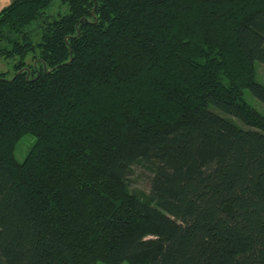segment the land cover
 <instances>
[{
    "label": "trees",
    "instance_id": "16d2710c",
    "mask_svg": "<svg viewBox=\"0 0 264 264\" xmlns=\"http://www.w3.org/2000/svg\"><path fill=\"white\" fill-rule=\"evenodd\" d=\"M1 60L0 264H264V0H12Z\"/></svg>",
    "mask_w": 264,
    "mask_h": 264
},
{
    "label": "rangeland",
    "instance_id": "374dc122",
    "mask_svg": "<svg viewBox=\"0 0 264 264\" xmlns=\"http://www.w3.org/2000/svg\"><path fill=\"white\" fill-rule=\"evenodd\" d=\"M12 0H0V11L11 3ZM58 2V1H57ZM59 7L55 6V10H58ZM32 59H29L31 62ZM8 63L1 60L0 61V72L9 71L12 73V70L9 69ZM255 70H256V81L264 85V64L260 62H255ZM245 100L260 114L264 116V103L255 98L249 90L244 91ZM34 139L33 137L27 135L22 138L17 146L16 157L19 161H23L28 150L30 149ZM153 176L152 171L148 168V166L143 164L134 165L132 168L130 179V188L131 190L142 191L144 193L150 192V179ZM123 264H129L128 262H124Z\"/></svg>",
    "mask_w": 264,
    "mask_h": 264
},
{
    "label": "crops",
    "instance_id": "0c3cea01",
    "mask_svg": "<svg viewBox=\"0 0 264 264\" xmlns=\"http://www.w3.org/2000/svg\"><path fill=\"white\" fill-rule=\"evenodd\" d=\"M7 6V5H6Z\"/></svg>",
    "mask_w": 264,
    "mask_h": 264
}]
</instances>
